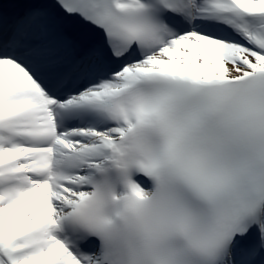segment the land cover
Wrapping results in <instances>:
<instances>
[{"label":"snow or ice","instance_id":"1","mask_svg":"<svg viewBox=\"0 0 264 264\" xmlns=\"http://www.w3.org/2000/svg\"><path fill=\"white\" fill-rule=\"evenodd\" d=\"M0 264H264V0H0Z\"/></svg>","mask_w":264,"mask_h":264}]
</instances>
